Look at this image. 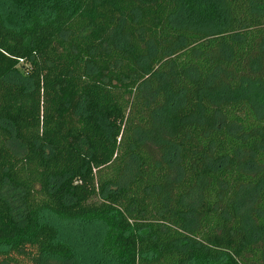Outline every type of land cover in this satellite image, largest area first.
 <instances>
[{
    "label": "trees",
    "instance_id": "obj_1",
    "mask_svg": "<svg viewBox=\"0 0 264 264\" xmlns=\"http://www.w3.org/2000/svg\"><path fill=\"white\" fill-rule=\"evenodd\" d=\"M0 264H264V0H0Z\"/></svg>",
    "mask_w": 264,
    "mask_h": 264
}]
</instances>
